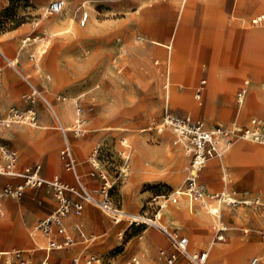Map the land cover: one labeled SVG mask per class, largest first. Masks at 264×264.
I'll return each instance as SVG.
<instances>
[{
    "label": "rangeland",
    "instance_id": "374dc122",
    "mask_svg": "<svg viewBox=\"0 0 264 264\" xmlns=\"http://www.w3.org/2000/svg\"><path fill=\"white\" fill-rule=\"evenodd\" d=\"M51 1L0 0V49L19 58L21 73L35 84H47L53 95L66 96L72 109L84 94L88 131L79 138L69 136L75 145L88 144L87 156L99 144L108 149L106 167L112 174L127 168L130 179L122 190L138 195L137 209L128 210L151 213L157 202H164L158 196L184 188L187 157L173 144L172 132L159 126L167 110L202 119L208 127L264 119V20L253 22L264 14V0H67L64 12L47 15ZM233 13L239 18L232 20ZM179 27L186 29L181 47L176 41ZM0 64L5 65L1 53ZM5 68L10 74L0 99L22 106L27 83L18 71ZM201 79L207 85L197 99L195 86ZM246 81L240 103L237 92ZM38 110V125H14L4 131L2 141L10 144L13 129L19 133L15 139L23 144L28 139L31 149L23 162H42L45 177L52 178L65 172L59 155L62 131L43 104ZM73 118L64 126H72ZM150 126L154 129L141 131ZM75 147L78 154L79 145ZM201 172L207 195L192 203L186 196L177 204L166 202L162 223L188 235L193 251H209L207 264H251L255 257L264 264V210L225 202L220 208L213 197L224 192L237 201H264V142L239 139L223 155L211 157ZM36 188L41 191L32 208H48L49 213L56 204L53 194L47 185L31 189ZM21 199L9 200V206L19 209ZM211 206L220 208L219 215L209 212ZM27 216L10 211L0 219V249L46 245V238L33 231L37 219L29 223ZM123 225V239L118 234V244L98 250L110 256L107 264H134L133 255L140 264H152L158 252L148 245L147 230L162 233L153 226ZM224 225L227 237L218 240L214 228ZM37 254L38 259L57 258L54 250L38 249ZM70 259L65 257L63 264H71Z\"/></svg>",
    "mask_w": 264,
    "mask_h": 264
},
{
    "label": "built area",
    "instance_id": "2783aa9c",
    "mask_svg": "<svg viewBox=\"0 0 264 264\" xmlns=\"http://www.w3.org/2000/svg\"><path fill=\"white\" fill-rule=\"evenodd\" d=\"M68 6L67 0H53L46 7V14L53 15L64 12ZM88 19V14H84L83 23ZM258 19V21H256ZM261 19H253L254 23ZM4 57L5 65L0 66V95L4 86V67L15 69L20 74V62L18 58L7 57L0 49ZM38 64L35 63V67ZM23 75V74H22ZM27 83L28 90L24 96V108L11 106L5 114H0V175L10 177V180L0 187V217L5 215L4 201L6 199H21L28 188L41 187L47 185L56 200V207L49 215L40 219L33 227L35 232L41 233L47 238L46 249H64L76 243L75 238L69 233L65 224V218L71 213L81 214L86 205H93L107 213L115 223L126 221L130 226H153L163 232L169 239L172 250L162 249L159 258L153 264H181V259L186 264H207L209 251L200 250L194 252L190 248L189 238L182 235L178 229H172L164 225L161 221L160 211L166 206V202L177 203L181 196H186L189 203L202 200L208 193L206 185L201 181V171L206 166L208 160L214 156L223 155L237 140L245 139L250 141L264 142V119L253 117L246 124L234 120L226 124H216L208 127L204 120L194 118L190 115L175 114L167 110L159 123L160 128H167L173 133V144L183 149L188 159V173L185 179L184 188L173 190L158 196L163 197L164 202L158 203L154 211L133 213L125 210L122 206L118 191V181L125 182L128 177L127 168L116 170L113 174L106 167V156L109 150L103 145H97L89 161L93 166L90 171L92 176H98L102 184L97 191L92 190L84 182L79 172V162L75 156L69 132L75 136H84L87 131L88 119L84 112L83 98L80 94L75 100L76 115L71 127L62 124L56 101H66L64 95H52L47 87L38 86L30 77L23 75ZM245 85L237 92L238 102H243L246 91ZM206 80H202L195 89V98L200 99L205 90ZM39 104H43L58 123V128L64 136V145L60 150V157L67 171L74 176V182L63 180L59 175L46 178L42 175L40 164L21 165L17 150L3 143L2 136L6 129L14 125L28 124L38 125ZM224 192L213 195L216 200L229 205L241 203L253 207L254 210H264V201L260 198L244 199L242 201L226 202ZM226 226L216 227V238L225 240L224 232ZM248 232V229H245ZM63 236L62 241H57L53 235ZM79 238L87 243L93 237L78 227ZM124 235L121 237L123 238ZM264 238V229H262ZM135 264H139L136 257L132 258ZM258 257L253 258L251 264H257ZM105 264L106 257L100 254H83L73 257L72 264ZM0 264H35L29 251L23 248L13 247L9 250L0 251ZM36 264H52L47 259ZM57 264V263H55Z\"/></svg>",
    "mask_w": 264,
    "mask_h": 264
},
{
    "label": "crops",
    "instance_id": "0c3cea01",
    "mask_svg": "<svg viewBox=\"0 0 264 264\" xmlns=\"http://www.w3.org/2000/svg\"><path fill=\"white\" fill-rule=\"evenodd\" d=\"M180 44H181L180 41H178V45L179 46H180ZM178 49H179V47H178ZM0 66L2 67V64H0ZM6 69L7 68H5L4 71H3L4 85H5V80L7 78L6 76H8V74H10V71H7ZM9 69H11V68H9ZM202 80H206V79H201L196 84V86ZM43 85H45L47 87L48 91L51 93V91L49 90L48 85L44 84V83H43ZM206 85H207V80H206ZM196 86H195V89H196ZM3 88H4V86H3ZM205 90H206V86H205ZM205 90H204V92H205ZM204 92H203V94H204ZM10 102H11L10 99H8L6 97L5 98L4 97L1 98L0 99V107H1L0 112H2L4 110L8 111V109L11 106H17V105H11ZM63 103H66V101H56V106H57V109L59 111L60 117H61V111H60L61 110V105ZM39 106H40V104H39ZM17 107L24 108L26 106H25V103H24L22 106H17ZM74 112H75V109H74ZM74 114L76 115V112ZM75 115H74L73 120L75 119ZM181 115H185V114H181ZM61 121H62V117H61ZM16 134L19 135V133H16L14 129L9 132V136L13 135L14 137L12 138V141L10 142V144L7 143V145L18 151L19 157H20V164L22 166L23 165L40 164L42 166V175L45 177V174H44V171H43V163L42 162H40V161L23 162L22 157H25L28 154L29 150L31 149V144H30L28 139H26V143H24V144L22 142H20L19 140H17V138L15 139V135ZM61 134H62V138H63V142H62V145H61V148H62L63 145H64V136H63V133H61ZM71 134L73 136H75L73 133H71ZM172 135H173V133H172ZM75 137H77V136H75ZM80 137H82V136H80ZM69 138H70V136H69ZM77 138H79V137H77ZM70 141L72 143L75 156H76V158H77V160L79 162L78 168H79V172L81 173V175L83 177L84 182L92 190L97 191L99 189V187L101 186V184H102V180L100 179V177L92 176L90 174V171L93 169V166H92V164L89 161L90 155L92 154L94 149L87 156L86 148H87L88 144H83L81 142H77L76 145H79V149H78L79 153L77 154L76 147H75L76 145L74 144V141H72L71 138H70ZM61 148H60V150H61ZM19 150L21 151V153H20ZM59 155H60V151H59ZM60 160H61V157H60ZM61 163H62V165L64 167V164H63L62 160H61ZM64 169H65V167H64ZM54 175H59L65 181L74 182L73 174L71 172L67 171L66 169H65L64 173H62V174L56 173ZM5 178L7 180H5ZM200 178H201V181L208 188L207 182L204 179H202V172H201V177ZM129 179H130V175H128V177L126 178V181L124 183L121 182V181H118V191H119V194H120V199H121L123 208L125 210L129 211V212H133V211L128 210L127 206H129L131 209H137V207H138V205H137V200H138L137 192H136V190H132V191H128V192H126L124 194V192L122 190L123 187H125L127 185ZM9 180H10V177H6V176L0 175V187L3 186ZM29 189H31V188H28L26 190L23 198L21 200H19V202H18L19 209H17L16 207L12 208V207L9 206V204L13 203V202H10V203L8 202L9 200H11V198L10 199H6L4 201L5 215L3 217H0V219L4 218L10 211L13 214L18 212V211H20L22 213L24 212V213L28 214L27 221L29 223L34 221V220H36V219H37V221H36V223H37L40 219L44 218L45 216H47L51 212H53V210L56 207V204H55L54 208L49 213H47L48 210H49L48 208H35V209L32 208V200L37 199L39 197V194H40L41 190H40V188L31 189V190H29ZM53 198H54V196H53ZM184 199L188 203L187 198L185 197ZM54 200H55V198H54ZM180 200L181 199H179V201L177 203H179ZM55 203H56V200H55ZM177 203H172V204H177ZM162 209H161V211H162ZM161 211H160V213H161ZM140 212H146V211H140ZM45 213H47V214L45 216H43ZM133 213H136V212H133ZM124 223H127V222L126 221H122L120 223H115L112 220V218L107 213H105L104 211H102L98 207H95L93 205H86L81 214L71 213L70 215H68L65 218V224H66V226L68 228V231H69V233H71L73 235V237L76 240V243L74 245H72L70 247H66L64 249H54V254L53 255H55L57 257L56 259H53L52 257H49V256H47V257L44 256L43 258L38 259L37 250L38 249H46L45 248L46 245L45 246H41V247H24V246L14 245V246H11V247H8V248L0 249V251L9 250V249H11L13 247L23 248L24 250L29 251V253L32 255L33 262L35 264L36 263H40L42 260H45V259H47L52 264H55V263L63 264V259L65 257H68V256L71 257L70 262L72 264L73 257L76 256V255L100 254V255H104L106 257V263L105 264H107L109 262V260H110V256L108 254L100 253L99 251H101V250H109V249L113 248V246L118 244L121 241V240H118V237H117L118 234H119V239H123L121 236L126 234V231L123 230L125 228L124 225H123ZM34 225H33V227H34ZM224 226H226V225H224ZM78 227H80V229H82L86 233L87 236H90V237L92 236L93 237V240L90 243H87L86 241H83V240H81L79 238ZM128 227H138V226H130L128 224ZM148 227H152V226H148ZM153 228H155V227H153ZM215 228H214V230H215ZM172 229H177V228H172ZM246 229H248V228H246ZM262 229H264V228L262 227ZM33 231H34V229H33ZM147 231L148 232L146 234L147 235L146 236V238H147L146 241H147L148 245H150L152 247L154 252H156V253L158 252V256L155 259V261H157L158 258H159V253H160V251L162 249L167 250V251H171L172 247H171V244H170V241H169L168 237L163 232H161L160 230L159 231L162 233V235L160 233H158L157 231H155L154 229L147 230ZM226 231L224 232V234L227 237ZM179 232L182 235H185L180 230H179ZM37 233H39V232H37ZM185 236H187L189 238V241H190V237L188 235H185ZM215 236H216V231H215ZM53 237L57 241H62L63 240V236L58 235V234H54ZM96 240H97V243H96V245H94L93 243ZM33 243H36V240L33 239ZM46 244H47V238H46ZM125 246L128 247L127 245H125ZM190 248H191V242H190ZM62 250H65V251L61 252ZM200 250H205V249H200ZM263 250H264V247L260 248V251H263ZM126 252H127V249H125L123 254H125ZM133 257L137 258V255H133L130 258V262L131 261L133 262V260H132ZM139 264H140V262H139ZM181 264H186L184 259H181Z\"/></svg>",
    "mask_w": 264,
    "mask_h": 264
},
{
    "label": "bare ground",
    "instance_id": "6f19581e",
    "mask_svg": "<svg viewBox=\"0 0 264 264\" xmlns=\"http://www.w3.org/2000/svg\"><path fill=\"white\" fill-rule=\"evenodd\" d=\"M237 18H239V17H237L234 13L232 14V16H231V19L232 20H234V19H237ZM256 18H259V19H261V21L262 20H264V14L262 13L261 15H259L258 17H256ZM243 20H244V18H243ZM242 20V21H243ZM245 21V20H244ZM256 21H258V19L256 20ZM185 30L186 29H184L183 27L181 28V27H179L178 28V30H177V33H176V41H180V43L181 44H184V42H186V38H185V34H184V32H185ZM234 36V35H233ZM39 38V37H38ZM36 39V38H35ZM234 40V39H233ZM27 40H24V42H26ZM264 41V40H263ZM262 41V42H263ZM264 44V43H263ZM258 45V44H257ZM261 45V44H260ZM259 46V45H258ZM263 46V45H262ZM16 58V57H15ZM19 60V59H18ZM183 103V105H185V102H182ZM74 109H75V112H76V106H75V108H74V106H73V109L68 105V104H62L61 105V117H62V123L63 122H65V121H68L71 117H74ZM201 111V110H200ZM240 111V110H239ZM67 127H71V126H67ZM158 128V127H157ZM152 129H154V127H148V128H142L141 129V131H145V130H152ZM162 131V130H161ZM122 141H123V145L124 146H128L129 144H127L128 142H126V139L125 138H123L122 139ZM180 147V146H179ZM175 149V148H174ZM184 158V157H183ZM186 158V157H185ZM188 160V159H187ZM182 161V160H181ZM185 169H186V171H187V173H188V164H187V166H185ZM178 171V172H177ZM177 177L179 178L180 177V174H182L181 173V168H180V166H179V168L177 167ZM182 176V175H181ZM224 199H225V201L227 202H231V201H237L235 198H233V197H231V196H229L227 193H225L224 194ZM205 200V199H204ZM186 201V200H185ZM206 201V200H205ZM204 202V201H203ZM201 203V202H200ZM205 204V203H204ZM220 204V208H221V204H222V202L221 203H219ZM220 208L219 207H215V206H211V207H209V212L211 213V214H213V215H219V213H220ZM264 247V246H263ZM260 255V254H259ZM258 256V255H257ZM261 258V257H260ZM218 264H220L219 262H218Z\"/></svg>",
    "mask_w": 264,
    "mask_h": 264
}]
</instances>
